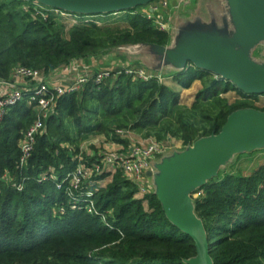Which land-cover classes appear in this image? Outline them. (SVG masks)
I'll use <instances>...</instances> for the list:
<instances>
[{
  "label": "trees",
  "instance_id": "1",
  "mask_svg": "<svg viewBox=\"0 0 264 264\" xmlns=\"http://www.w3.org/2000/svg\"><path fill=\"white\" fill-rule=\"evenodd\" d=\"M137 9L83 15L34 0H0V79L19 67L48 75L127 45H167L168 33ZM62 15L78 22L68 27ZM172 78L182 89L200 83L191 108L157 79L119 69L99 85L92 79L59 96L24 165L19 143L37 111L27 99L7 110L0 120V264H186L195 257L193 240L167 219L154 191L141 196L121 170L111 179L107 171L93 176L74 198L68 193L67 178L79 164L101 161L79 158L81 143L93 135L127 146L117 131H137L157 141L173 137L185 148L217 134L233 112L256 109L249 103L256 95L209 72L189 67ZM229 91L237 95L231 103L219 96ZM219 172L191 197L211 262L264 264V165L247 176ZM90 200L97 214L88 212Z\"/></svg>",
  "mask_w": 264,
  "mask_h": 264
},
{
  "label": "water",
  "instance_id": "2",
  "mask_svg": "<svg viewBox=\"0 0 264 264\" xmlns=\"http://www.w3.org/2000/svg\"><path fill=\"white\" fill-rule=\"evenodd\" d=\"M34 1L72 14L102 15L118 14L155 0ZM225 2L222 27H217L214 20L208 24L200 21L195 26L199 27L197 30L184 32L189 42L168 55L178 62V70L190 63L231 83L244 94L264 95V63L254 62L249 55L254 47L264 45V0ZM263 148L264 112L240 109L228 116L217 134L164 157L153 164V172H147L167 219L194 242L196 255L186 264H212L203 225L193 213L194 191L215 178L232 156Z\"/></svg>",
  "mask_w": 264,
  "mask_h": 264
},
{
  "label": "rangeland",
  "instance_id": "3",
  "mask_svg": "<svg viewBox=\"0 0 264 264\" xmlns=\"http://www.w3.org/2000/svg\"><path fill=\"white\" fill-rule=\"evenodd\" d=\"M162 1H165L167 3V9L161 10L159 12L156 11L158 13H155V15H159V17H162L164 19L167 28L165 32L169 35V41L167 45L159 46L151 43H137L133 45H127L120 48L119 50H115L109 53L102 58H95V60H97L96 65L102 71H113L121 68L124 65L143 68L146 72L151 73V75L159 77L161 79V83L165 84L169 88L171 87L170 89H172L173 91H177L180 95L181 106L183 108L189 109L191 108L190 106L194 101L196 93L201 89V85L198 81H194L188 89H182L176 86V82H173L172 76L174 73L182 71L183 69L178 70V62H176L174 56L169 57L168 53H175V50L179 48V45L183 46L189 42L190 39L184 37L185 31L192 32L193 30H197V28L199 27L195 26L197 25V23H201V20H203L204 23H209V20L208 22H206L205 19L208 18L206 13L207 11L205 9L209 5H211L215 9V14H219V16L225 15L226 13L223 9L224 2L222 0H155L152 2V4L158 5V3ZM151 5L149 4L146 6L138 7L137 10L138 12L146 15V17L148 18V15L150 14L149 7ZM63 17L65 18L68 27L78 22L76 18L68 17L66 15ZM210 17L212 18V16ZM119 25L125 26L126 24L120 23ZM221 30H223V28ZM228 30H232V27L230 25L228 27ZM249 55L250 59L254 62L264 63V45L259 44L258 46L254 47ZM189 67L194 66L190 63H186L184 69ZM69 81L73 82V80H68L66 81L67 85L71 84L69 83ZM219 96L221 99L227 100L229 103L233 102L237 98L236 93H234L233 91L220 94ZM256 96L257 98L254 100L249 99V103L253 104L254 107H256V109H251L262 113L264 112V95ZM123 132L125 133L120 135L123 139L127 140L128 144L127 146H124V148L114 147V143L108 141L103 135H93L85 139L81 143V152L79 154L80 160H88L89 158L91 159L92 157H97V155L101 156V159H103L107 154L121 150L123 151V153H129L130 148L138 146L141 143H145L144 141H149L150 138H154L152 136L146 137L145 134L137 131L131 132L128 130H124ZM168 138L166 140L158 141L161 142L164 150L152 161L151 169L154 170L153 164L160 163L164 157H167L175 152L180 153L187 148H180L178 140L173 137ZM200 139L201 138L197 139L196 141ZM193 143L190 146H192ZM261 165H264V148L249 153L237 154L232 156V158L220 168V170H223H219V174H221L222 171H229L234 175L247 176ZM109 179H107L103 185H106ZM151 180L152 178H150L149 184H151L152 191H154V186Z\"/></svg>",
  "mask_w": 264,
  "mask_h": 264
},
{
  "label": "built area",
  "instance_id": "4",
  "mask_svg": "<svg viewBox=\"0 0 264 264\" xmlns=\"http://www.w3.org/2000/svg\"><path fill=\"white\" fill-rule=\"evenodd\" d=\"M166 9L167 3L165 1L159 2L158 5L152 4L149 7L150 14L148 15V19L153 21L154 25L161 31H165L167 28L164 19L159 17V15H155V13ZM83 61L84 60H74L70 65L66 66L70 75H74L78 71L70 85H67V83H60L59 85L53 86L48 80V76L34 69L24 67L16 68L9 79H0V87H2V92L0 94V120L3 119L10 107L25 99H27L28 104L32 105L37 111V119L24 132L19 143L21 165H24L30 158L36 138L38 135L42 134L45 122L52 113L57 98L64 94H72L80 91L83 86L92 79L95 84L99 85L114 71L101 70L93 75V77H90L85 73H80L81 68H84ZM122 71L132 76L134 79L148 81L155 78L158 81L161 80L159 77L146 72L143 68L124 65L119 68V72L121 73ZM22 82L27 87V90L19 88V84ZM118 133L124 134L125 132L118 131ZM144 142L145 143L130 148L129 153H123L122 150L109 153L104 156L99 163L92 164L91 166H87L83 163L79 164L76 170L67 178L69 183V195L74 198L75 193L80 190L81 185L93 176L100 175L104 171H107L111 174V179L112 175L117 170H121L125 178L137 185L141 196L150 193L152 187L147 181V172L151 169L152 161L164 150V148L161 142L156 141L154 138H150L149 141L146 140ZM43 180H45V177H41L39 181L42 182ZM22 188V186H18L19 190H22ZM87 196L90 197L91 193H88L86 197ZM87 210L90 213H98L95 203L92 200L88 201Z\"/></svg>",
  "mask_w": 264,
  "mask_h": 264
},
{
  "label": "crops",
  "instance_id": "5",
  "mask_svg": "<svg viewBox=\"0 0 264 264\" xmlns=\"http://www.w3.org/2000/svg\"><path fill=\"white\" fill-rule=\"evenodd\" d=\"M222 1L224 2V6L223 5L222 6H223V9L226 13V2H225V0H222ZM205 10L207 11L206 13H207V17H208V18H205L206 22H208V20H209V23H210L212 20H214L216 22L217 26L222 27V19L226 14L220 15V16H219V14H215L214 13L215 9L211 5H209ZM206 13H205V16H206ZM210 16H212V18ZM201 21L203 22V20H201ZM96 61L97 60H95V59L84 60L83 61L84 68H81V71L79 70L80 73H85L88 76L93 77V75H95L97 72L101 71V69L97 67ZM77 73H78V71H77ZM76 74L70 75L68 72V69L65 66L63 68H60L56 71L49 73L46 76H48V80L50 81L51 85L56 86V85H59L60 83H66V81H68V80H74ZM69 83H72V81H69ZM176 86H178V85L176 84ZM19 88L23 89V90H27V87L25 86V84L23 82L19 84ZM1 92H2V87H0V94H1ZM114 144H115L114 147L124 148V146H122V145H118L116 143H114ZM180 148H181V145H180ZM148 172H153V169H150V171H148ZM150 178L151 177L147 175V181L148 182L150 181Z\"/></svg>",
  "mask_w": 264,
  "mask_h": 264
}]
</instances>
